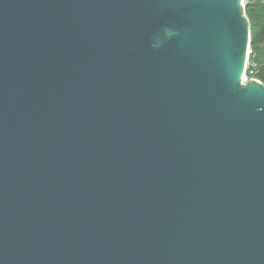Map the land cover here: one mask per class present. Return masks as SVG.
Wrapping results in <instances>:
<instances>
[{
	"label": "water",
	"instance_id": "95a60500",
	"mask_svg": "<svg viewBox=\"0 0 264 264\" xmlns=\"http://www.w3.org/2000/svg\"><path fill=\"white\" fill-rule=\"evenodd\" d=\"M244 0H0V264H264V85Z\"/></svg>",
	"mask_w": 264,
	"mask_h": 264
},
{
	"label": "trees",
	"instance_id": "16d2710c",
	"mask_svg": "<svg viewBox=\"0 0 264 264\" xmlns=\"http://www.w3.org/2000/svg\"><path fill=\"white\" fill-rule=\"evenodd\" d=\"M250 23V54L246 73L264 85V0H245Z\"/></svg>",
	"mask_w": 264,
	"mask_h": 264
},
{
	"label": "built area",
	"instance_id": "2783aa9c",
	"mask_svg": "<svg viewBox=\"0 0 264 264\" xmlns=\"http://www.w3.org/2000/svg\"><path fill=\"white\" fill-rule=\"evenodd\" d=\"M244 3H245V0H244ZM251 52V51H250ZM246 68H247V65H246ZM250 79H255L253 77H250L247 73H246V69H245V72L243 74V77H242V83H246L248 80ZM257 80V79H256Z\"/></svg>",
	"mask_w": 264,
	"mask_h": 264
}]
</instances>
